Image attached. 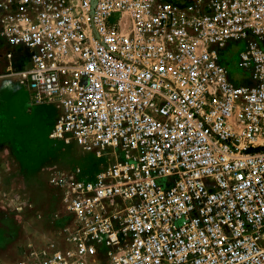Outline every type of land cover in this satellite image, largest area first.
Here are the masks:
<instances>
[{
  "label": "built area",
  "instance_id": "1",
  "mask_svg": "<svg viewBox=\"0 0 264 264\" xmlns=\"http://www.w3.org/2000/svg\"><path fill=\"white\" fill-rule=\"evenodd\" d=\"M0 46L102 161L49 180L67 248L8 264H264V0H0Z\"/></svg>",
  "mask_w": 264,
  "mask_h": 264
},
{
  "label": "rangeland",
  "instance_id": "2",
  "mask_svg": "<svg viewBox=\"0 0 264 264\" xmlns=\"http://www.w3.org/2000/svg\"><path fill=\"white\" fill-rule=\"evenodd\" d=\"M242 46L226 55L233 77L247 76L236 68ZM0 46V69L8 61ZM21 69L18 57L9 65ZM240 76V77H239ZM26 104V105H25ZM45 105L31 106L25 88L16 78L0 84V263L17 259L28 245L35 248H67L65 229L71 217L60 199V190L49 183L53 174L76 169L93 174L101 160L82 152L75 145H64L49 138L57 110Z\"/></svg>",
  "mask_w": 264,
  "mask_h": 264
},
{
  "label": "crops",
  "instance_id": "3",
  "mask_svg": "<svg viewBox=\"0 0 264 264\" xmlns=\"http://www.w3.org/2000/svg\"><path fill=\"white\" fill-rule=\"evenodd\" d=\"M25 105H26V104H25ZM42 107H43V106H42ZM45 108H49V107H47V106H46V107H43V108L41 109V112H43V109H45ZM20 253H21V252H20ZM19 255H20V254H19ZM18 257H19V256H18ZM18 257H17V258H18Z\"/></svg>",
  "mask_w": 264,
  "mask_h": 264
}]
</instances>
